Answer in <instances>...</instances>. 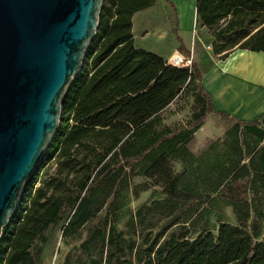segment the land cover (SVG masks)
I'll return each instance as SVG.
<instances>
[{
  "label": "trees",
  "instance_id": "1",
  "mask_svg": "<svg viewBox=\"0 0 264 264\" xmlns=\"http://www.w3.org/2000/svg\"><path fill=\"white\" fill-rule=\"evenodd\" d=\"M155 2L103 1L97 33L63 99L60 127L3 229L0 264H37L32 246L66 210L72 212L64 236L78 232L104 208L108 231L96 229L81 244L89 256L97 250L95 244L100 245L89 264H264V239L259 240L257 222L247 225V201L240 223L220 222L217 234L209 230L195 238L176 233L162 238L179 223L173 219L138 246L115 225L127 206L128 170L141 165L139 175L159 174L166 182L185 184V192L201 190L208 198L233 193L235 183L243 179L255 193L264 189V146L257 149L264 137L260 120L245 122L215 112L196 64L176 67L158 54L136 47L133 15ZM197 13L215 36L213 51L220 58L234 48L264 52V0H198ZM186 91L194 93L200 108L198 124L177 132L159 129L161 112ZM208 116L226 131L228 147L217 151L218 163H196L191 147L197 143L195 132ZM250 136L254 143L248 141ZM215 143L208 138L200 157H210ZM246 157H250L248 163L241 165ZM174 159L183 162V172L178 175L170 174L173 171L167 164ZM174 206L169 197L145 209L163 213L169 209L171 215Z\"/></svg>",
  "mask_w": 264,
  "mask_h": 264
},
{
  "label": "water",
  "instance_id": "2",
  "mask_svg": "<svg viewBox=\"0 0 264 264\" xmlns=\"http://www.w3.org/2000/svg\"><path fill=\"white\" fill-rule=\"evenodd\" d=\"M104 0H0V239L61 123Z\"/></svg>",
  "mask_w": 264,
  "mask_h": 264
},
{
  "label": "rangeland",
  "instance_id": "3",
  "mask_svg": "<svg viewBox=\"0 0 264 264\" xmlns=\"http://www.w3.org/2000/svg\"><path fill=\"white\" fill-rule=\"evenodd\" d=\"M152 9L154 18L161 17L166 22L170 18L171 24L175 23L176 16L170 5L161 2ZM157 10L161 11L157 13ZM160 42L154 35L147 36L142 42L138 40V44L147 50L167 47L170 45L171 40L167 39L162 43ZM201 55L202 58L219 57V55H215L213 50L207 49H204ZM198 113H200V108L194 100V93L186 91L161 112L157 127L159 129L168 127L172 132L193 127L200 120ZM207 137L216 141L214 149L217 151H223L228 147V135L223 129L217 127L213 119L208 116L205 124L196 132L197 143L194 147H191L193 154L196 156L194 157L196 163L204 162V164H208L212 160V155L209 157V155L205 154V157H200V152L206 147ZM167 164L170 165L173 171L170 174L178 175L183 172L184 166L181 160H169ZM138 168L134 171L132 169L128 170L131 181L130 189L127 193V206L123 214L119 215L115 221L117 229L123 232L127 240L135 241L136 245L143 246L158 231L166 228L173 219H176L175 221H179V223L168 228L162 238L167 237L171 233H176L177 235L185 234L187 238H195L209 230L217 234L220 222L239 224L240 216L244 214L248 206L250 217L247 225L257 222L261 228L259 240L264 239V190L262 189L255 193L250 188L247 179L239 180L235 183L236 190L233 193L224 192L218 195L215 194L214 198H208L207 194L201 190H198L199 193L194 190L193 194L185 192L182 189L185 184L181 182H166V178L163 180V177L159 174L154 177L139 175L144 167L141 165ZM180 179L182 180L183 178L180 177ZM169 197L175 203L171 215L169 209H166V213H163L160 209L154 212H149V210L145 209V207L153 205L154 202H163ZM245 201L248 202V206L244 204ZM141 208H144V210L139 215L137 211ZM71 212L70 209L66 210L62 219L32 246V252L37 259V264H89L91 257L98 252L100 245L95 244L97 250L92 253L93 256H89L81 244L96 229L102 228L103 231H108L109 226L104 225L107 214L106 208L78 232L64 236L63 229Z\"/></svg>",
  "mask_w": 264,
  "mask_h": 264
},
{
  "label": "crops",
  "instance_id": "4",
  "mask_svg": "<svg viewBox=\"0 0 264 264\" xmlns=\"http://www.w3.org/2000/svg\"><path fill=\"white\" fill-rule=\"evenodd\" d=\"M170 1L174 7L167 0H156L154 5L139 10L133 15L132 33L136 47L145 49L138 44V40L142 42L150 35H154L161 41L160 43L170 39L171 43L167 47L156 48V50L145 49L158 54L165 60H168L176 52L190 55L193 48L194 64L202 72L201 86L211 96L212 109L215 112H225L245 122L260 120V128L263 131L264 52L234 48L225 58H220V55L218 58H202V51L207 49V45L212 46L215 36L199 20L198 0ZM161 2L173 8L176 16L174 24H171L170 18L166 22L164 18L153 17L152 8ZM159 11L161 10H157V13ZM211 50H213V46ZM208 138L210 137H207L206 140ZM248 141L254 143L251 136L248 137ZM240 142L243 143L242 136ZM262 146H264V137L258 143L257 149ZM249 159L250 157H246L242 160L241 165L248 163ZM219 160L217 150L213 149L211 161L218 163Z\"/></svg>",
  "mask_w": 264,
  "mask_h": 264
},
{
  "label": "built area",
  "instance_id": "5",
  "mask_svg": "<svg viewBox=\"0 0 264 264\" xmlns=\"http://www.w3.org/2000/svg\"><path fill=\"white\" fill-rule=\"evenodd\" d=\"M207 49H212L211 45L206 46ZM193 48L192 53L190 55H185L181 52H176L173 54L167 61L169 64L176 66V67H192L194 63V55H193Z\"/></svg>",
  "mask_w": 264,
  "mask_h": 264
}]
</instances>
